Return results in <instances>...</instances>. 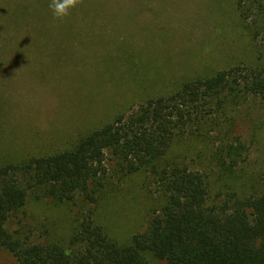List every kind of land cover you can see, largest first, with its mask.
Here are the masks:
<instances>
[{"label": "rangeland", "instance_id": "1", "mask_svg": "<svg viewBox=\"0 0 264 264\" xmlns=\"http://www.w3.org/2000/svg\"><path fill=\"white\" fill-rule=\"evenodd\" d=\"M50 3L0 0V166L71 149L182 82L264 65V40L252 36L264 34V0H245L248 20L233 0H83L64 22L54 20ZM223 102L173 141L158 174H126L107 153V175L93 201L77 193L60 202L37 189L10 216L7 231L26 243L67 248L91 212L111 240L127 245L164 202L160 172L171 166L204 175L210 206L257 197L264 187V104L243 93ZM146 258L165 264L151 253ZM0 264L17 261L0 248Z\"/></svg>", "mask_w": 264, "mask_h": 264}, {"label": "trees", "instance_id": "2", "mask_svg": "<svg viewBox=\"0 0 264 264\" xmlns=\"http://www.w3.org/2000/svg\"><path fill=\"white\" fill-rule=\"evenodd\" d=\"M233 1L248 20L245 0ZM259 7L262 16L264 7ZM263 35L252 33L255 39L264 40ZM233 93L257 97L264 104V65H238L182 82L176 92L148 99L127 117L119 115L81 136L71 149L1 165L0 248L17 264H148L146 253L165 264H264V187L257 197L210 206L204 175L185 166L161 169L164 202L147 229L127 245L111 240L91 212L78 223L67 248L26 243L6 229L10 216L37 189L60 202H72L77 193L93 201L94 187L101 188L99 179L107 175V153L126 174H158V161L173 141L187 127L211 119ZM229 156L235 160L237 149ZM233 160L228 168L235 166Z\"/></svg>", "mask_w": 264, "mask_h": 264}, {"label": "clouds", "instance_id": "3", "mask_svg": "<svg viewBox=\"0 0 264 264\" xmlns=\"http://www.w3.org/2000/svg\"><path fill=\"white\" fill-rule=\"evenodd\" d=\"M83 3V0H51L49 8L52 10L55 21L64 22Z\"/></svg>", "mask_w": 264, "mask_h": 264}]
</instances>
